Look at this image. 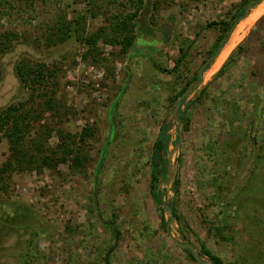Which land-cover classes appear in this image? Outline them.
<instances>
[{
	"label": "rangeland",
	"instance_id": "1",
	"mask_svg": "<svg viewBox=\"0 0 264 264\" xmlns=\"http://www.w3.org/2000/svg\"><path fill=\"white\" fill-rule=\"evenodd\" d=\"M8 1L14 9L0 18V30L23 38L0 56V110L22 102L23 115L32 102L31 113L52 128L49 147L60 141L57 130L75 134L76 140L85 128L93 134L83 145H73L89 156L80 171L65 163L55 170L21 171L15 163L4 167L11 153L0 132V264L28 263L23 257L33 223L38 230L45 226L47 237L29 246L38 252L31 264H67L76 256L70 264H104L105 249L116 236L114 228L99 222L106 218L101 212L106 204L115 207L120 231L109 264H199L161 224V212L164 221L169 214L153 201L150 167L142 166L163 121L171 122L165 160L178 133L183 137L173 155L171 181L157 188L163 202L175 204L179 217L170 234L197 250L203 242L225 264H264V7L219 68L210 72L215 59L209 63L203 80L182 100L178 114L188 121L184 129L172 116L179 97L172 103L170 98L186 78L198 79L204 52L217 43L219 30L209 23L225 18L241 0H153L146 21L155 27L172 23L171 38L163 43L142 30L124 56L115 57L109 52L117 48L102 45L106 59L96 65L82 58L85 47L76 40L53 47L36 41L59 14L71 18L76 9L88 7L85 0ZM114 1L124 3L116 9L132 10L127 0ZM104 22L101 15L87 18V31ZM180 49L188 54L179 70L166 72L175 67ZM21 59L57 68L56 77L38 92L24 87L16 75ZM49 97L54 105L44 110ZM23 206L43 223L29 220ZM67 223L74 227L71 232Z\"/></svg>",
	"mask_w": 264,
	"mask_h": 264
},
{
	"label": "trees",
	"instance_id": "2",
	"mask_svg": "<svg viewBox=\"0 0 264 264\" xmlns=\"http://www.w3.org/2000/svg\"><path fill=\"white\" fill-rule=\"evenodd\" d=\"M24 1H26L25 3L27 5H33L35 0ZM127 1L130 2L132 6V10L128 12L123 11V8L116 9L117 6L124 4L121 1L120 3H116L113 0L112 3H109L108 1L107 3L105 0H85V4L88 7L85 9H76L71 18H68L65 12L59 14L55 20L50 21L45 26L44 31L41 33V37L36 39V41H43L46 47H53L69 40H76L85 47L84 51L81 53L82 58L88 62L91 60L94 65L101 63L106 59L103 53L102 45H110L114 48H117L115 53L112 51L109 52L115 57L124 56L127 53L129 47L134 44L138 34L142 30H145V32H147L150 36H154V33L151 32L149 28H140L139 22L137 20L138 12L141 8H144L147 0ZM256 2H259V0H241L236 9L228 10L225 18L209 23V27H214L215 29L219 30V32L215 40L217 43L204 52V57L201 60L202 63L208 57L214 55L219 47V41L222 37L227 35L233 24L243 15L247 5L255 4ZM152 6L153 0H151V8ZM13 9V5L8 0H0V18ZM100 15L103 16V19L105 20L104 24L100 25L94 31H87V18L93 19ZM21 38H23L22 35L18 36V33L14 30H0V56L10 50L14 41H17ZM24 38H26L25 34ZM180 52L181 55L178 57L175 67L173 69L167 70L166 72L175 73L179 70V67L182 65L181 62L188 54V49H180ZM231 58H233V53L229 56L228 61L231 60ZM47 66L48 64L45 62H39L38 60H35V63H31L28 59H21L16 65V75L24 87L29 89L31 88L34 91L37 90L38 92L39 90L46 89V85H48L56 77L57 68L48 69ZM194 78L195 75L185 79L181 87L175 91L173 97L170 98L171 103L172 99L174 101L182 94V92ZM44 104L46 105L44 110L46 108H52L54 105L52 97H49L47 100H45ZM24 107V103L15 102L0 110V132H2V135L8 139L9 150L11 153V156L4 164V167L10 168L11 163H15L18 170L21 171L33 167L39 169L47 167L50 170H55L60 163H65L69 168H75L80 171L85 164L86 157L89 158V156L86 153L81 154L80 151H77L76 148L73 147V145L75 146L76 142H80L82 144L86 137H90L93 134L91 129H83L79 134H77V140L74 138L75 134L64 133L61 130H57L56 135L60 141L54 148L52 146L49 147L47 144L48 139L50 136H52L51 126L47 125V123H42V116L40 114L37 115L36 112H33V114L31 113L30 109H33L32 102L29 105V109H26L25 113L22 115L21 108ZM179 119L183 124L184 129H187L188 121L184 119L183 113H179ZM37 124L38 126L36 135H32V132H34ZM170 128L171 122H162L161 126L159 127V131L152 143L151 149L144 157L145 161L142 164L144 167L147 165L150 167V194L153 201L158 206L162 205L161 203L163 202L160 197L161 192H159L157 188L159 182L165 179L166 175V160L164 155L168 149V144L171 139V134L169 132ZM208 151L212 153V145L209 146ZM101 163L102 161H100L97 167L98 169L100 168ZM21 165H25L26 168L22 167ZM2 169L3 167L0 168V177ZM211 184L213 187H218V183L214 181H211ZM95 205H99V202H95ZM169 205L173 210L174 217L179 219L175 204L170 203ZM162 208L166 209L164 206ZM21 209L25 211L29 220L32 219V221H39L43 223L41 217L39 218L36 213H33L32 208L23 206ZM101 212L106 214V218L104 219V217L101 216L99 222L102 223V220L105 221L110 229L114 228V233L117 231V234L120 235V231L116 229L117 218L115 207L110 206V204H106L104 205V208ZM160 222L162 225L167 223V220L164 221L163 219L162 212ZM3 223L6 224L7 222ZM31 227L35 229L29 232L27 246L28 253H26L25 257H23L25 258V261L27 258H29L27 264H31L32 258L38 254L37 251L34 253L32 249L29 251V246L33 247V243L38 241L40 237H47V235L44 233V231L47 229L45 226L41 227L42 230H38L36 228L37 225L33 223L31 224ZM27 228H29V226H27ZM65 229H67V232H71L74 227L67 223L65 225ZM141 231H143V229ZM221 237L226 239V236ZM111 246L106 247L105 253ZM182 250L188 259L193 262H197L193 258L190 250ZM198 250L199 253L202 256H205L211 264H225L222 258L214 254L209 248L206 247L203 242L201 243V246ZM105 253L102 257L104 264ZM76 257L75 259L71 257L72 259H69L70 261L68 260L69 263L67 264L75 262L78 259Z\"/></svg>",
	"mask_w": 264,
	"mask_h": 264
},
{
	"label": "water",
	"instance_id": "3",
	"mask_svg": "<svg viewBox=\"0 0 264 264\" xmlns=\"http://www.w3.org/2000/svg\"><path fill=\"white\" fill-rule=\"evenodd\" d=\"M262 0H259V2H256L255 4H249L247 5V7L244 10L243 15L233 24V26L230 28V30L228 31V35L224 36L221 38V40L219 41V47L217 49V51L214 53V55H212L210 58L206 59L201 67L198 70V79L191 81L188 86L186 87V89L182 92V94L179 96L177 102L175 103L173 109H172V116H173V120L180 125L181 121L179 119V114H178V110L181 106L182 100L190 93V91L192 90V88L195 85H198L204 78V72L206 70V67L209 63H211L220 53L221 49L223 48V46L225 45V43L228 41L229 36L231 34V32L234 30L236 24L243 18H245L247 16V14L249 13V11L254 8L257 4H259ZM151 9V0H147L143 11L140 13V17L138 18V22H139V27L143 28L146 25V17L149 14V10ZM167 27L169 26V24H165ZM165 27V26H164ZM162 27L161 30H156L155 31V38L157 40H160L164 34L163 31H169V29H166ZM169 40V38L164 39V42L166 43ZM183 141V137L180 133H178V141L177 143H175V145L169 150L168 155H167V160H166V175H165V179L161 180V182L159 183V187L161 183H164L165 185H167L172 177H173V155L174 153L180 148V145ZM167 210L168 214H169V220L167 221L166 225H165V229L166 231H168L169 233V237L170 239L181 249H188L190 250L193 258L199 263V264H211L207 259H205L200 253L199 251L196 249V247L187 241H180L179 239H176L175 237H173L170 234V225L173 223L174 221V215H173V210L170 207L169 204L162 202L161 203ZM115 239H114V243L113 245L106 251L105 253V264H109V256L110 253L115 249L117 243H118V237H117V232H115Z\"/></svg>",
	"mask_w": 264,
	"mask_h": 264
},
{
	"label": "bare ground",
	"instance_id": "4",
	"mask_svg": "<svg viewBox=\"0 0 264 264\" xmlns=\"http://www.w3.org/2000/svg\"><path fill=\"white\" fill-rule=\"evenodd\" d=\"M264 0H262L259 4H257L254 8H252L247 16L241 19L235 26L234 30L231 32L228 41L225 43L223 48L221 49L218 56L213 61V66L211 67V71H215V69L219 68V66L225 61L226 57L235 47V45L241 40L242 36L245 34L247 29L262 15ZM260 5V6H259ZM257 7V8H256ZM256 8V9H255ZM253 10V11H252ZM252 11V12H251ZM214 73V72H213ZM211 75V74H210Z\"/></svg>",
	"mask_w": 264,
	"mask_h": 264
},
{
	"label": "flooded vegetation",
	"instance_id": "5",
	"mask_svg": "<svg viewBox=\"0 0 264 264\" xmlns=\"http://www.w3.org/2000/svg\"><path fill=\"white\" fill-rule=\"evenodd\" d=\"M169 22V21H168ZM165 24H167V23H161V24H159L157 27H155V26H153V25H151L150 24V22H147L146 21V25L143 27V28H149L150 29V31L151 32H153L154 33V35H155V31L156 30H161V28L162 27H164V28H166V29H169V31H163L164 32V34H163V36H162V38H161V42H163L164 41V39H166V38H171V35H172V33H173V30H174V26H173V24L172 23H170L169 22V26L167 27ZM211 57V56H210ZM210 57H208V58H210ZM207 58V59H208Z\"/></svg>",
	"mask_w": 264,
	"mask_h": 264
},
{
	"label": "crops",
	"instance_id": "6",
	"mask_svg": "<svg viewBox=\"0 0 264 264\" xmlns=\"http://www.w3.org/2000/svg\"><path fill=\"white\" fill-rule=\"evenodd\" d=\"M169 24V23H168ZM161 42V41H160ZM163 43H165L164 41H163Z\"/></svg>",
	"mask_w": 264,
	"mask_h": 264
}]
</instances>
